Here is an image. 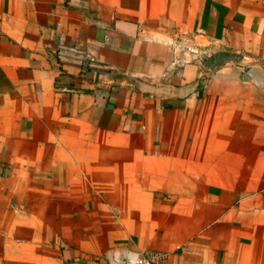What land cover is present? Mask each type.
Segmentation results:
<instances>
[{
	"label": "crops",
	"instance_id": "obj_1",
	"mask_svg": "<svg viewBox=\"0 0 264 264\" xmlns=\"http://www.w3.org/2000/svg\"><path fill=\"white\" fill-rule=\"evenodd\" d=\"M146 252L264 264V0H0V264Z\"/></svg>",
	"mask_w": 264,
	"mask_h": 264
},
{
	"label": "built area",
	"instance_id": "obj_2",
	"mask_svg": "<svg viewBox=\"0 0 264 264\" xmlns=\"http://www.w3.org/2000/svg\"><path fill=\"white\" fill-rule=\"evenodd\" d=\"M192 51H199L197 48H190ZM117 264H166L163 256L159 253H142L134 256H127Z\"/></svg>",
	"mask_w": 264,
	"mask_h": 264
}]
</instances>
